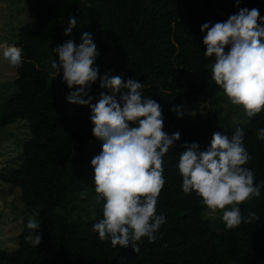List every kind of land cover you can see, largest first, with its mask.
Instances as JSON below:
<instances>
[{
    "label": "trees",
    "instance_id": "trees-1",
    "mask_svg": "<svg viewBox=\"0 0 264 264\" xmlns=\"http://www.w3.org/2000/svg\"><path fill=\"white\" fill-rule=\"evenodd\" d=\"M25 8L28 19L12 44L22 49V64L15 68L13 93L0 104V130L22 120L28 138L18 166L3 180L19 188L29 215L39 213L42 241L36 248L27 243L30 230L23 224L16 248L0 249V264H264V187L258 198L238 205L242 216L255 212L260 219L227 230L223 210L207 216L201 198L182 191L176 167L184 151L181 145L196 142L205 150L214 132L231 137L241 128L251 156L245 167L254 172V183L264 182V141L257 139V130L264 129V110L249 119L241 108L236 124L229 121V113L220 115L215 98L223 91L211 78L214 57H205L206 31H200L204 23L224 22L242 8H257L264 17V0H240L238 5L236 0H25ZM70 16L77 17V24L65 36ZM85 31L99 53L95 65L143 83V97L161 106L163 131L180 133L163 157L165 184L156 214L164 215L166 223L155 242L146 237L138 242L139 254L131 246L113 248L110 240L100 241L92 231L102 219L103 205L95 202L94 190L87 195L92 213L71 204L77 195L76 176L88 174L92 181L91 160L101 146L86 152L83 138L74 145L77 133L48 78L55 71L53 60H58L52 49L69 39L79 45ZM203 100L210 106L202 112ZM174 106H182V118L170 111Z\"/></svg>",
    "mask_w": 264,
    "mask_h": 264
},
{
    "label": "clouds",
    "instance_id": "clouds-1",
    "mask_svg": "<svg viewBox=\"0 0 264 264\" xmlns=\"http://www.w3.org/2000/svg\"><path fill=\"white\" fill-rule=\"evenodd\" d=\"M240 0H236L238 5ZM204 23L200 31L205 57H214L211 78L223 91L227 101L240 106L251 119L264 110V17L257 8L240 9L224 22ZM77 17L68 18L65 36L76 27ZM2 59L13 68L22 64V49L0 45ZM227 48V51L225 50ZM58 60L51 67L68 89L70 104L88 106L92 135L101 142V151L91 160L94 200L103 202L102 219L92 227L100 241L110 240L113 248L131 246L139 254V241L146 237L155 242L156 233L166 223L164 215L156 214V204L165 184L163 157L180 139L179 131L171 135L163 131L164 118L159 103L143 97V83L105 73L99 76L101 92L96 103L89 95L90 86L98 79L95 61L99 55L92 35L85 31L80 43L69 39L55 49ZM120 94L117 98V94ZM87 97V98H85ZM182 118V106L170 109ZM244 131L237 128L229 137L214 132L210 146L200 150L196 142L181 145L176 165L182 177V191L195 192L212 214L223 210L222 220L227 230L242 223L258 221L255 212L242 216L238 205L261 195L264 182L254 183V172L245 167L251 160L243 139ZM257 139L264 141V129L257 130ZM85 194L80 193L81 199ZM38 212L27 220L29 233L25 241L38 246L42 233L37 234ZM23 223V218H21Z\"/></svg>",
    "mask_w": 264,
    "mask_h": 264
},
{
    "label": "rangeland",
    "instance_id": "rangeland-1",
    "mask_svg": "<svg viewBox=\"0 0 264 264\" xmlns=\"http://www.w3.org/2000/svg\"><path fill=\"white\" fill-rule=\"evenodd\" d=\"M28 13L25 8V0H0V45H12L16 39V32L18 27L28 19ZM100 62V61H99ZM99 68L98 79L90 86L89 95L93 97L92 103H96L99 99L101 92H107L106 89L99 87V76L108 73L110 76L117 74L105 69ZM15 76V68L8 65L2 59V48H0V104L11 95L14 91L12 80ZM48 82L61 102L62 107L67 115L68 122L71 127L76 131L77 136L74 145H78L80 139L83 138V146L86 152H90L94 148L101 146L92 135L93 125L90 122L91 111L88 106H79L70 104L66 100L68 93L75 89H68L65 83H62V72L57 74L56 70L50 74ZM87 98V97H85ZM186 101L183 100L185 105ZM215 103L218 106L220 115L229 113V121L236 124L242 118L240 106L231 105L223 93L219 98H215ZM210 106L208 100H203L200 103V111H205ZM28 138L26 123L22 120L15 121L0 130V249L12 251L16 248V237L20 232L23 224L32 216L26 212V208L19 198L20 190L4 182L3 177L10 171L16 168L19 164V153L22 144ZM74 153H77V148L74 147ZM80 159H84L80 155ZM83 163V162H82ZM77 167L76 162L74 163ZM77 187L75 189L77 195L73 198L71 204L85 206L87 212L92 213L93 208L91 200L87 195H92L94 187L91 185L90 176L79 175L76 176ZM84 193L83 199L80 193ZM75 209L72 214H75ZM218 211V210H217ZM207 216H212L208 209H205ZM23 218V223H21Z\"/></svg>",
    "mask_w": 264,
    "mask_h": 264
}]
</instances>
